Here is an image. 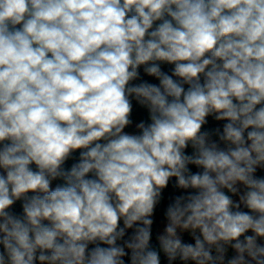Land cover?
<instances>
[{"label": "clouds", "instance_id": "obj_1", "mask_svg": "<svg viewBox=\"0 0 264 264\" xmlns=\"http://www.w3.org/2000/svg\"><path fill=\"white\" fill-rule=\"evenodd\" d=\"M0 264H264V0H0Z\"/></svg>", "mask_w": 264, "mask_h": 264}, {"label": "trees", "instance_id": "obj_2", "mask_svg": "<svg viewBox=\"0 0 264 264\" xmlns=\"http://www.w3.org/2000/svg\"><path fill=\"white\" fill-rule=\"evenodd\" d=\"M133 118H134L135 121H138L139 119H146V113L143 112L142 110L138 109V108H134V117ZM126 131L135 132L136 129L134 128V126H131V127L127 128ZM172 192H173V190L170 187L167 190V192H166V197L168 195H171ZM166 204H167V199H165L163 204L160 207H158L157 210H156L155 224H154V237H153V243L154 244L156 243V241H155V233L157 231L162 230V228H163V223H162V221L164 220L163 209L166 206ZM16 210L19 211V204L16 205ZM184 239H185V241L191 242L190 241V237L187 234H184Z\"/></svg>", "mask_w": 264, "mask_h": 264}]
</instances>
